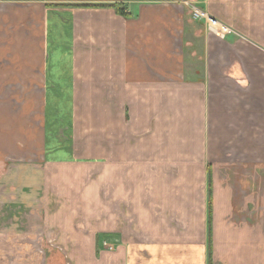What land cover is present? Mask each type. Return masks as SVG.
<instances>
[{
  "label": "crops",
  "instance_id": "obj_1",
  "mask_svg": "<svg viewBox=\"0 0 264 264\" xmlns=\"http://www.w3.org/2000/svg\"><path fill=\"white\" fill-rule=\"evenodd\" d=\"M116 2L127 16L108 5ZM22 4L31 6L26 13ZM25 19L40 27L32 30L30 48L14 52L34 56L27 64L0 63V86L21 87L7 100L41 102L42 122L28 124L22 109L10 123L0 110V151L38 150L35 159L15 163L0 152V264H208V82L185 66L182 15L168 0H0V26L19 27ZM18 36L24 38L20 29ZM55 53L72 62H53ZM22 87L39 91L24 95ZM63 101L95 103L96 110L95 121L80 126L75 121L88 111L73 113L62 140L45 103ZM75 133L96 135L95 156L70 153ZM41 175L50 199L62 175L69 197L78 200L57 210L63 221L48 223L61 233L58 243L48 240L47 254L34 221L48 196L40 198ZM216 193L213 181L212 264H264L263 238H249L246 225L232 236L226 221H215V213L231 211L230 204L218 205ZM98 235L114 247L103 250ZM14 245L21 250H8Z\"/></svg>",
  "mask_w": 264,
  "mask_h": 264
},
{
  "label": "rangeland",
  "instance_id": "obj_2",
  "mask_svg": "<svg viewBox=\"0 0 264 264\" xmlns=\"http://www.w3.org/2000/svg\"><path fill=\"white\" fill-rule=\"evenodd\" d=\"M168 1L177 10V13L182 15L183 38L180 45L186 61L185 66L187 65L194 72L200 73L198 76L208 82L205 109L210 112L207 130L210 132V143H213V148L209 150V157L207 156L206 159L205 207L208 206L206 203L208 200L207 183L210 170L211 182L213 184L214 181L216 185L218 205L228 207L230 204L231 207V211L228 213H215V221H226L233 229L230 231L232 236L234 232L238 231L237 228L246 225L249 238L264 239V0ZM145 2H152V0H145ZM20 6L23 7L24 13L28 7H31L24 4ZM35 10L37 11V8ZM195 10L200 11L203 15H196ZM207 18L211 21L214 19L213 22L218 23L222 29H211ZM39 27L38 22L30 19L27 21L25 19L22 26L19 27L14 21L1 25L0 63H30L34 55L15 54L14 51L20 45L24 46L25 50L30 48L33 44L32 30L39 29ZM19 29L24 32L23 39L19 36L16 37V32ZM42 45L41 39L40 46ZM2 51H7L10 54H4ZM51 60L60 64L72 62V58L61 53L53 54ZM207 73L208 77H206ZM37 88L39 87H22V92L24 95L37 93L39 91ZM19 89L21 90V87L13 85L0 86V110L7 114L3 120L11 123V117L20 114L23 109L22 114L28 112L24 114V120L28 124L33 122L34 126H41V102L7 100L16 92L19 93ZM45 104H50V108L53 109L52 112H54L55 120L59 126L57 136L62 140L65 139L66 135L63 136L65 132L72 131L69 124L66 123L74 121V114L77 116L81 111H88L86 119L77 118L74 124H78V126L81 125V121L83 124L95 121V103L63 101ZM31 120L33 121L30 122ZM69 135L73 136L70 153L81 154L78 156L73 154V156H95L96 151L93 147L96 143L95 134L75 133ZM15 151V149L5 148L0 152L7 154L9 163H15L19 158L35 159L38 152L37 149L27 152L25 150L26 153L18 155ZM24 163L30 162L24 160ZM61 176L57 177L56 192L51 199L49 197L51 193H47L48 183L42 181V175L39 181L40 198L43 194H48V196L43 198L45 200L41 199L39 205L41 211L39 210L37 215L34 214V219H36L34 221L39 222L41 226L36 232L46 254L52 247H49L48 240L54 239L52 241L58 243V231L61 233L60 230H48V223L63 221V214L57 215V210L59 208L67 210L70 205L78 203L77 198L69 197L70 191L65 190L67 182H65L64 176ZM42 191L46 192L41 194ZM14 204H16V200L11 201L9 205ZM48 211H52L53 214L48 215ZM61 216L63 217L61 218ZM212 216L211 214V223ZM72 219H74L73 216ZM223 232L222 238H224ZM206 237L207 241L210 237L211 245V224L209 236L208 213ZM60 238L62 239V234ZM100 239L98 235L99 246H102L103 250L109 249L108 246L112 244L107 243L108 240ZM56 247L60 248V245L57 244ZM112 247L114 246L112 245ZM8 248L12 251L21 250V247L16 245ZM208 250L207 248V255ZM19 260L20 257H14V262L22 263ZM83 263L79 262L78 264ZM22 264L26 263L23 261Z\"/></svg>",
  "mask_w": 264,
  "mask_h": 264
},
{
  "label": "trees",
  "instance_id": "obj_3",
  "mask_svg": "<svg viewBox=\"0 0 264 264\" xmlns=\"http://www.w3.org/2000/svg\"><path fill=\"white\" fill-rule=\"evenodd\" d=\"M111 7L114 8L115 12L127 16L128 13L125 10L124 6L122 3H110L108 4ZM207 189H208V200H207V208H208V231H209V236H210V224H211V191H212V182H211V171L209 170L208 174V183H207ZM208 264H212L211 262V245H210V237L208 238Z\"/></svg>",
  "mask_w": 264,
  "mask_h": 264
},
{
  "label": "bare ground",
  "instance_id": "obj_4",
  "mask_svg": "<svg viewBox=\"0 0 264 264\" xmlns=\"http://www.w3.org/2000/svg\"><path fill=\"white\" fill-rule=\"evenodd\" d=\"M207 19H208V21H209L208 24L210 25V28H211V29H214V30L222 29V27H221L218 23L211 21V19H209V18H207ZM217 32H218V31H217Z\"/></svg>",
  "mask_w": 264,
  "mask_h": 264
},
{
  "label": "built area",
  "instance_id": "obj_5",
  "mask_svg": "<svg viewBox=\"0 0 264 264\" xmlns=\"http://www.w3.org/2000/svg\"><path fill=\"white\" fill-rule=\"evenodd\" d=\"M195 14L196 15H203L200 11H198V10H195ZM109 247V249H112L113 247H112V245H109L108 246Z\"/></svg>",
  "mask_w": 264,
  "mask_h": 264
},
{
  "label": "water",
  "instance_id": "obj_6",
  "mask_svg": "<svg viewBox=\"0 0 264 264\" xmlns=\"http://www.w3.org/2000/svg\"><path fill=\"white\" fill-rule=\"evenodd\" d=\"M213 21H215L214 19H212Z\"/></svg>",
  "mask_w": 264,
  "mask_h": 264
}]
</instances>
